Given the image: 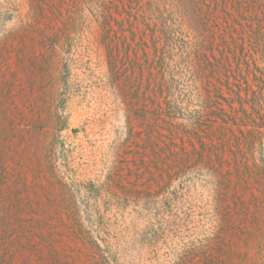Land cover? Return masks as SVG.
I'll return each instance as SVG.
<instances>
[{"label":"rangeland","instance_id":"rangeland-1","mask_svg":"<svg viewBox=\"0 0 264 264\" xmlns=\"http://www.w3.org/2000/svg\"><path fill=\"white\" fill-rule=\"evenodd\" d=\"M149 1L0 0V264H264V90Z\"/></svg>","mask_w":264,"mask_h":264},{"label":"trees","instance_id":"trees-1","mask_svg":"<svg viewBox=\"0 0 264 264\" xmlns=\"http://www.w3.org/2000/svg\"><path fill=\"white\" fill-rule=\"evenodd\" d=\"M179 2H186L195 16L200 18L198 27L195 19H188L191 29H197L201 34L207 32L213 40L217 37L222 39L225 49L229 52L220 51L227 60V72H231V75L227 76H234L237 81L235 84L238 85L239 91L236 93L239 97H242L240 94L242 80L247 84V88H244L246 94L250 91L259 97L264 90V67L257 63L258 56L264 57V0H179ZM233 62L236 63L237 74L232 73L233 68H230ZM250 74L257 88L249 83ZM227 86L232 89L230 83Z\"/></svg>","mask_w":264,"mask_h":264}]
</instances>
